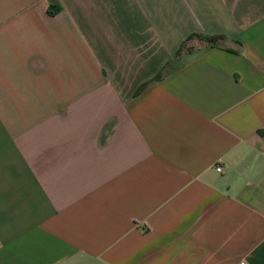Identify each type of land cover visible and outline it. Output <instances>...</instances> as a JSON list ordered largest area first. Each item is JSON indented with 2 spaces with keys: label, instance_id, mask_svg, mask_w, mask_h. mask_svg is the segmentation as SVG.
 <instances>
[{
  "label": "crops",
  "instance_id": "obj_1",
  "mask_svg": "<svg viewBox=\"0 0 264 264\" xmlns=\"http://www.w3.org/2000/svg\"><path fill=\"white\" fill-rule=\"evenodd\" d=\"M58 2L0 0V264H264V0Z\"/></svg>",
  "mask_w": 264,
  "mask_h": 264
},
{
  "label": "trees",
  "instance_id": "obj_2",
  "mask_svg": "<svg viewBox=\"0 0 264 264\" xmlns=\"http://www.w3.org/2000/svg\"><path fill=\"white\" fill-rule=\"evenodd\" d=\"M60 5L58 0H49L48 13L53 15L58 11ZM222 39V36L215 34H203L199 32H191L188 34L183 41L180 42L174 57L170 58L164 65L161 71L152 77L150 82L156 79L161 72L164 73L173 71L178 64L181 62L182 55H190L196 51L209 48ZM145 85V83L143 84ZM142 85V86H143Z\"/></svg>",
  "mask_w": 264,
  "mask_h": 264
},
{
  "label": "built area",
  "instance_id": "obj_3",
  "mask_svg": "<svg viewBox=\"0 0 264 264\" xmlns=\"http://www.w3.org/2000/svg\"><path fill=\"white\" fill-rule=\"evenodd\" d=\"M214 170H215V171H219L220 169H219L218 166H216V167H214ZM236 264H245V262H244L243 260H239V261H237Z\"/></svg>",
  "mask_w": 264,
  "mask_h": 264
}]
</instances>
